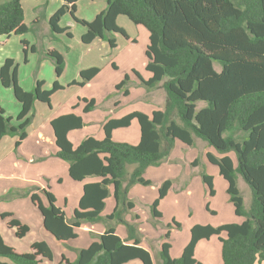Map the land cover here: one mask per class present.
Instances as JSON below:
<instances>
[{
  "label": "trees",
  "instance_id": "obj_1",
  "mask_svg": "<svg viewBox=\"0 0 264 264\" xmlns=\"http://www.w3.org/2000/svg\"><path fill=\"white\" fill-rule=\"evenodd\" d=\"M78 2L65 0L50 18L52 35L65 32L68 36L73 35L69 28L60 25L61 18L67 13L87 28L82 35L86 44L100 37L111 47H116L115 34L129 38L118 23L120 15L145 26L149 31L146 69L151 77L144 79L137 74L148 88L162 82L166 104L150 114L136 110L120 118H111L103 125L102 139L89 135L78 145L73 144L68 133L83 127L81 115L72 112L51 121L58 146L57 156L68 161L70 176L79 181L88 177L101 179L85 183L71 220L57 205L54 193L43 189L48 205H44L37 194H32L33 202L42 212L44 228L66 243L78 236L77 229L84 222L102 221L107 226L98 241L77 250L75 261L64 257L63 264H125L134 259H140L143 264H155L152 253L141 245L136 222L126 218L128 210L134 208L128 187L136 182L149 184L151 181L144 173L150 165L160 164L177 140L193 145L197 137L223 153L217 156L208 152L207 156L218 165L220 174L228 182L227 190L236 214L246 219L242 223L219 226L194 225L191 239L179 257H172L171 243L164 241L160 250L163 264H203L195 256L197 243L223 232L227 235L220 236L224 264L264 261V0H107V7L93 20L78 17ZM45 17L46 14L37 19ZM31 29L26 22L22 0L0 3V36L23 34ZM22 42L24 62H28L30 43ZM30 49L37 50L34 45ZM46 56L53 59L58 77L50 89H44V81L40 79L36 80L33 90L24 89L19 81V63L11 57L3 63L1 83L4 87H12L15 97L22 103V110L13 117L6 115L0 105V141L6 135H15V146L18 147L28 136L36 102L51 105L53 94L65 87L59 81L65 70L64 56L56 49L47 51ZM216 62L221 64V70L216 69ZM99 72L100 68L96 66L83 69L80 80L71 84L84 85ZM125 85L126 81H123L117 88L122 90ZM123 94L128 95L129 90L124 88ZM82 99L86 102L84 110L87 112L97 105L95 98ZM200 103L203 106L199 107ZM135 119L140 126V141L137 144L116 141L113 131L130 126ZM235 130L243 132L242 140L235 137ZM232 150L236 152L237 165L228 154ZM129 164L136 166L124 188L123 177ZM238 174L252 190L249 209H246L238 187ZM203 179L210 194H215L212 176L204 174ZM171 186V179L160 186L159 197L152 207L155 216L161 215L158 205ZM111 195L116 199V206L105 216L106 200ZM0 216L8 218L11 213L3 212ZM120 223L127 227L126 239L116 231V225ZM8 224L16 228L19 237L25 236L30 229L13 217ZM0 256L17 264H42L44 259L53 260V250L46 241H35L30 251L20 253L0 234ZM0 264L8 262L0 260Z\"/></svg>",
  "mask_w": 264,
  "mask_h": 264
},
{
  "label": "rangeland",
  "instance_id": "obj_2",
  "mask_svg": "<svg viewBox=\"0 0 264 264\" xmlns=\"http://www.w3.org/2000/svg\"><path fill=\"white\" fill-rule=\"evenodd\" d=\"M4 1L6 0H0V3ZM45 14V10H42L41 12H38V17L41 18ZM118 23L126 30L129 38H126L125 36L118 33L115 34L114 36L117 40V46L111 47L109 45L106 50L100 48H91L85 51L86 54L82 53L81 56H77L74 50L77 49L79 52L82 49L81 47L75 49L76 43L79 46L82 44L87 46L91 43L86 44L81 41L79 37L74 38V35L70 36L71 39L68 37H63L62 39L66 43V46L69 44L68 48L63 47V52L67 56V62L65 60V66L67 63L71 64V58H74V55H76V59H79L84 64L82 65L83 68L94 65L101 69V73L99 72L100 75L95 80H93L91 83L89 82L90 84H88L87 81L84 85H81L78 88L77 92L72 94L73 90H68L67 92L65 91L68 88H77L73 87L77 84H71V82L69 84L70 87L67 88L65 86L64 88L55 92L52 96V103L54 105L62 104L63 102L68 103L71 101L77 103L80 100L81 105L84 106L86 102L82 98H84L86 94L87 96H91L88 98L93 97L99 101L98 105L93 110L89 112L85 110L83 111L84 115L86 114V128L76 129L73 131L74 133H83L86 135L89 133V131L93 133L99 132L101 126L100 121H102L104 118H108V116L106 117L107 114L114 115L117 113V116H121L131 110H140L150 114L155 109L163 108L164 97L166 99V96L164 94L165 89L162 85V82H160L161 84L154 89L148 88L142 82V77L147 79L149 76V71L146 69V62L148 60L146 51L149 44L148 29L143 25L135 24L124 15H120ZM78 24L86 29L84 25L80 23ZM73 32L78 33V28H74ZM59 35L60 34L52 35L50 30V35H48V38L54 40V42H57ZM37 40L41 49L40 51L38 50L37 55L42 61L44 59L41 56L43 53L42 42L44 41H39L40 38L38 36ZM45 59L53 61V59L48 56H46ZM79 60H76L77 62H75V59L72 60L73 64L74 62L80 63ZM215 66L216 69L221 70L220 63L216 62ZM137 73H139L142 77ZM123 81H126V85L122 90H119L117 85ZM124 88L129 90L128 95L122 94ZM62 91H65V93L58 94L62 93ZM119 94V98H121L123 102H120V106L114 110L113 106L111 107V105L117 98L116 96ZM42 103H46L47 106L50 107L49 103ZM200 106H203V103H200L199 107ZM112 108L114 112H112ZM178 120L180 121V119ZM136 133H139L140 136V126L137 120H135L130 126L125 127V129L116 131L114 138L116 141L132 143L135 141ZM233 134L238 140H242L244 137V134L241 130H235L233 131ZM208 152H212L217 156L223 155V153L218 151L216 147L208 144L207 141L199 137L195 139L193 145H187L181 140H177L170 154L160 164L151 165L145 170L144 177L151 181L149 184L136 182L128 187V196L135 203V206L137 207L135 208V211L139 212L140 216H133L134 212L131 213V209L128 210L127 215L130 214V217H132V219L136 222V232L139 235L141 242H144L145 245L151 248L155 259H157L158 256L160 257L159 251L157 252V248L160 241L162 240L169 241L171 243V248L172 244H174L173 253L177 254L180 251L184 240L189 242V239H191V228L196 224L210 223L213 226H219L225 223H232L230 220L234 218L238 220L244 218L238 216L235 213L234 205L230 199V194L227 191V181L220 175L218 165L212 163L208 159ZM228 154L233 155L237 164L238 162L236 152L232 150ZM135 166L136 164H129L127 166L125 175L123 177L124 188L128 186L129 178ZM204 174H209L213 178L215 189V194L213 195L210 194L208 185L203 179ZM238 176L240 175L238 174ZM241 177V194L245 199L246 209H249L252 202V190L245 179ZM167 179L172 180V187L166 196L160 200L158 205V210L161 211V215L155 216L152 209L153 203L159 197L160 186ZM191 191L192 194L189 195V192ZM41 193H43L42 189ZM11 195L13 194L10 192H7L6 195L0 193L1 207L9 206L8 203L14 198L11 197ZM19 195L22 198L21 200L29 197L27 194L23 195L22 193H19ZM207 195L208 197L204 199V197ZM25 201H22L23 205H25ZM29 201L30 204L28 206V215L31 216L33 221L35 213L30 211L31 207H33V200L31 201L30 198ZM20 207L21 206L19 203L17 210L18 208L20 210ZM215 211H217L216 214ZM12 216L13 214H11V216L8 218H3L7 219L5 222L6 226L4 225L6 229L11 227L8 224V220ZM0 217L2 218V216ZM34 224L35 222L33 221L32 225ZM117 227H120L121 230L124 229L127 232V227L124 223L117 224L116 228ZM142 227L146 231H144ZM33 233H36V230H34ZM77 233L79 234L78 229ZM144 233L148 238L144 236ZM78 236L66 243L62 242L66 253L72 258L77 254V246L83 244L85 232L81 230L80 238ZM220 236L226 237V233L223 232L220 235H212L210 238H205L206 240H203L204 242L198 246L197 256L196 254L195 256L203 264H215L216 259L219 260V262L223 261L222 242L220 240ZM34 237L35 235L32 234L28 239L32 240ZM52 250L55 251V249ZM55 252L57 258H61L59 251L56 250ZM134 261H138L143 264L140 259H134Z\"/></svg>",
  "mask_w": 264,
  "mask_h": 264
},
{
  "label": "crops",
  "instance_id": "obj_3",
  "mask_svg": "<svg viewBox=\"0 0 264 264\" xmlns=\"http://www.w3.org/2000/svg\"><path fill=\"white\" fill-rule=\"evenodd\" d=\"M22 2L26 12V22L28 26L32 28V30L23 34L0 36V69L7 58L9 57L14 58L16 62L19 63V81L24 89L33 90L37 79L44 81V89H50L53 87V84L58 77L56 74V68L54 62L45 59L46 52L52 49H56L64 56L67 62V56L63 52V47L68 48L69 44H67L66 46V43L62 39L63 37H68L69 39L71 38L65 32L59 35L57 42H54V40L49 39L48 38V35H50L49 20L54 15V13L65 3V0H22ZM107 4H108L107 0H79L77 15L80 18L93 20L97 16V14H99L107 7ZM42 10H45L46 17L38 21L37 19L38 12H41ZM60 25L62 27L69 28L68 31L72 32L74 38L79 37L81 41H82V35L87 31V28L84 29V27L80 26L78 22L74 20V18L70 13L65 14L61 18ZM74 28H78V33L73 32ZM37 36L40 38L39 41H44L42 42L43 53L41 54V56L44 58L42 61L37 55L38 50L39 51L41 50L38 44ZM23 40H27L30 43L29 52H28V62H24L25 53H24V44L22 42ZM32 45H34L37 48L36 51L30 49ZM75 45H76L75 49L78 47H81L82 49L79 52L77 49L74 50L76 52L75 54L77 56H81L82 53L86 54L85 51L91 48H95V49L100 48L106 50V48H108L109 46V42L103 38L97 37L90 45L86 46L82 44L81 46H79L77 45V43ZM76 55H74V58H71V62H70L71 64L69 63L66 64L64 72L59 77L60 83L66 86L67 88L70 87L69 84L72 81L80 80V72L83 69L95 67L94 65H91L87 68H83L82 65L84 64L79 59H76ZM74 59L75 62H77L76 60H79L80 63L74 62L73 64L72 60ZM100 73L94 79L88 81V84H90L93 80H95L100 75ZM148 74L149 76L147 75L148 76L147 79L151 77V73L149 72ZM160 84L161 83H158L156 86L152 87L151 89H154ZM80 86L81 85H74L73 87H77L76 89L68 88L65 91L67 92L68 90H73L72 91L73 94L74 92H77ZM65 91H62V93H58V94H63L65 93ZM164 94L166 96V91ZM119 96L120 94L116 96L117 98L114 100V102L111 105V107L113 106L114 110L115 108H118L120 106L121 104L120 102H123V100L119 98ZM84 97L88 98L91 96H87L86 94V96ZM96 101L98 105L99 101L97 99ZM80 102L81 101L79 100L77 103L71 101L68 103L63 102L62 104L54 105L51 99L52 105H49L50 107H48L46 103L37 101L32 110V114H33L32 122L30 123L27 129L28 136L23 140V142L18 147L15 148V142L17 139V136L15 135H6L0 141V193L6 195L7 192H10L13 194L11 195V197H14L13 199H11V202H9L11 204L8 203L9 205L8 207L0 206V213L9 212L13 214L12 216L13 218L20 220L23 224L28 225L30 228L27 234L22 238H20L19 236H17L15 228L9 227V229H6L5 222L7 221V219H3L0 217V234L2 235L4 241L8 245L14 247V249L20 253L30 251L31 245L35 241H46L52 249H55V251L56 250L59 251L61 258H57L56 252L53 250L54 251L53 260L48 261L44 259L42 260V264H63L64 257H66L71 262H73L77 258V254L73 258L70 257L66 253L63 243L60 242L58 239H56V237L53 234H51L44 228L42 212L40 211L38 205L32 201V198L30 196L32 194H37L40 200L43 202V204L48 205L47 198L44 195V192L41 193V189L42 190L47 189L51 191L52 193H54L56 197L57 205L65 211L67 218L71 220L73 218L75 209L78 208L79 201L83 194V188L85 183L98 181L101 179L100 177H88L84 181L74 180L69 173L68 161L57 156L58 146L56 144L54 128L51 124V121L60 115L73 112L83 117L84 125L82 129L86 128V120H85L86 114L84 115L83 112L86 104L83 106L81 105ZM116 103H118V105ZM165 104H166V99L164 97L163 108L165 107ZM0 105L5 109L6 115L13 117H16L22 110V103L15 97L12 87H4L1 83V80H0ZM113 108H112V112H114ZM133 111L136 110H131L126 114ZM109 115L110 114H107L106 117L108 116V118H104L102 121H100L101 126L99 132L93 133L89 131V133L84 135L83 133H74L73 132L74 130H71L68 133L69 139L73 142L74 145H78L85 137L89 135H93L98 139H102L104 137L103 134L104 123L111 118H120L124 116V115L117 116L118 115L117 113L114 115L113 114L110 116ZM135 120H133L131 124H133ZM123 129H125V127L115 129L113 131V138L116 131ZM135 136H136V138L134 137L135 141L132 143H137L140 139L139 133L138 134L136 133ZM230 156L233 158L236 164V159L233 157V155ZM240 177L241 175L240 176L237 175V183L241 191ZM110 188L113 190L112 186H110ZM227 189H228V182H227ZM19 193H22L23 195L27 194L29 197H26V199L21 200L22 198L19 195ZM191 194L192 191L189 192V195ZM207 197L208 195L205 196L204 199H206ZM30 198L31 201L33 202L32 205L33 207H31L30 211L32 213H35V217L33 219V221L35 222L34 225H32L33 221L31 216L28 215L29 214L28 206L30 204L29 201ZM22 201L26 202L25 205L22 204ZM19 203L21 207L20 210L19 208L17 210ZM244 204H245V199H244ZM115 206H116V199L113 195H111L106 200V207L103 212V215L106 216L112 213L114 211ZM135 208L137 207L135 206L134 203V208L131 209V213L134 212L133 216L138 217L140 216V214L139 212L135 211ZM216 213L217 211H215V214ZM130 216H131L130 214L127 215V220L130 222H135ZM240 217H244V218L240 220L234 218L231 219L230 221L236 223H242L246 219L245 216H240ZM106 228H107L106 224L102 221L84 222L78 228V232H79L78 237L80 238V231L83 230L85 232V239L83 244L77 246L76 249L78 250L83 247H88L93 242L98 241L100 235L106 230ZM34 230H36V233H33ZM116 231L122 238L126 239L128 237V232H126L124 229L121 230L120 227H117ZM32 234H34L35 237L32 240H29L28 238H30ZM144 236L148 238L145 233ZM203 240L206 239H201L196 245L195 248L196 256H197V248L202 244V242H204ZM163 242L164 240L160 241L159 246L157 248V252L159 251V254L161 250V244ZM186 244H188V242L184 240V242L181 245L180 251L177 254L173 253L174 244H172V248L170 249V253L172 257L181 256ZM141 245L147 248L152 253L151 248L145 245L144 242H141ZM0 260L6 261L8 262V264H17L11 259L4 256H0ZM154 261L155 264H163L162 259L159 256L157 257V259L154 258ZM127 264H141V263L138 261L131 260ZM215 264H224V262L223 261L219 262V260L216 259ZM255 264H264V261L261 262L258 261Z\"/></svg>",
  "mask_w": 264,
  "mask_h": 264
}]
</instances>
